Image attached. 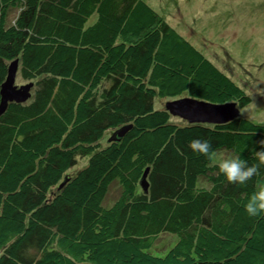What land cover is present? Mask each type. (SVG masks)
<instances>
[{
  "label": "trees",
  "instance_id": "obj_1",
  "mask_svg": "<svg viewBox=\"0 0 264 264\" xmlns=\"http://www.w3.org/2000/svg\"><path fill=\"white\" fill-rule=\"evenodd\" d=\"M0 27V85L14 60L33 84L0 114V264H264V214L244 208L264 167L246 185L218 167L219 153L258 163L264 122L188 123L156 106L251 99L153 7L0 0ZM161 234L176 240L159 255Z\"/></svg>",
  "mask_w": 264,
  "mask_h": 264
},
{
  "label": "rangeland",
  "instance_id": "obj_2",
  "mask_svg": "<svg viewBox=\"0 0 264 264\" xmlns=\"http://www.w3.org/2000/svg\"><path fill=\"white\" fill-rule=\"evenodd\" d=\"M145 1L250 97L251 102L240 109V116L264 122V0ZM25 83L16 75V85ZM163 102L156 106L165 107ZM109 136L106 132L102 142ZM219 156L228 158L226 153ZM85 162V158L78 157L70 172ZM116 196L118 186L113 184L107 199ZM175 240L174 235L161 234L152 250L164 254Z\"/></svg>",
  "mask_w": 264,
  "mask_h": 264
},
{
  "label": "water",
  "instance_id": "obj_3",
  "mask_svg": "<svg viewBox=\"0 0 264 264\" xmlns=\"http://www.w3.org/2000/svg\"><path fill=\"white\" fill-rule=\"evenodd\" d=\"M18 67V61H12L7 69L5 80L0 85V114L6 109L11 102L23 103L28 100L31 95L30 89L32 83L16 85L15 78ZM165 109L173 116L179 117L188 123H208L222 124L229 122L240 115V109L235 101L224 104H212L209 102L184 96L168 100L165 102ZM128 126L116 131L113 135L115 139H119L124 135ZM147 169H145L140 185L144 191L148 188L146 180Z\"/></svg>",
  "mask_w": 264,
  "mask_h": 264
},
{
  "label": "clouds",
  "instance_id": "obj_4",
  "mask_svg": "<svg viewBox=\"0 0 264 264\" xmlns=\"http://www.w3.org/2000/svg\"><path fill=\"white\" fill-rule=\"evenodd\" d=\"M259 143L262 146L261 150L255 151L258 163L249 166L247 161L239 157L225 158L219 163V172L228 183L246 185L254 176L259 175L260 168L264 167V140ZM189 147L196 155L210 157L212 146L207 140L193 139ZM244 208L249 217L264 214V185L257 186V190L250 195Z\"/></svg>",
  "mask_w": 264,
  "mask_h": 264
},
{
  "label": "bare ground",
  "instance_id": "obj_5",
  "mask_svg": "<svg viewBox=\"0 0 264 264\" xmlns=\"http://www.w3.org/2000/svg\"><path fill=\"white\" fill-rule=\"evenodd\" d=\"M10 64V63H9ZM9 66V65H8ZM16 79V78H15Z\"/></svg>",
  "mask_w": 264,
  "mask_h": 264
}]
</instances>
